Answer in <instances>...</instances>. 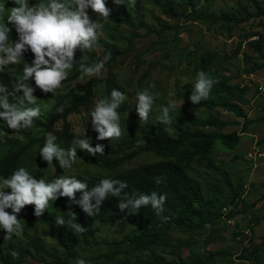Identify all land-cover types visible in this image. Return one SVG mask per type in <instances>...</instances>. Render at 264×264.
I'll list each match as a JSON object with an SVG mask.
<instances>
[{
    "label": "rangeland",
    "instance_id": "374dc122",
    "mask_svg": "<svg viewBox=\"0 0 264 264\" xmlns=\"http://www.w3.org/2000/svg\"><path fill=\"white\" fill-rule=\"evenodd\" d=\"M173 1L178 5L177 10H175L178 13H174L176 17L180 16V18L177 17V19L170 20L166 16L159 17V11L161 10L155 5L153 0H144L143 15L147 25L160 30L163 25L170 23L175 29L167 31L162 36L158 34L146 35L147 29H142L139 33L143 37L136 38L131 48L129 47L128 38L131 37L133 30L129 26L102 23L103 31L102 35L98 37V44L112 45L117 43L122 49L126 50V53L121 55L118 61L114 62V72L117 74L119 82L126 87L125 94L127 99L119 108L122 136L118 140L109 141L106 139L98 141L96 139L98 134L94 131L91 137L93 146L97 143H102L106 145L105 151H110L113 156H119V154L121 155V153L130 150L124 145L123 139H135L139 135L136 127L143 122L140 121L135 106L138 91L148 89L156 96L147 121L151 127L163 125L168 130H173L172 126L161 124L157 119L161 114L162 106H167L169 102L175 103V107L170 109L172 121L184 122L186 113L190 111L206 115L209 110L190 108L185 105L181 87L187 82H195L197 73L201 70L205 71L201 63V57L204 53L219 51L224 56L225 53L229 54L238 48V41L233 44L226 42L227 34H231L235 30L237 36L248 39L255 33L253 28L249 29V26L244 27L243 25H236V23L233 26V30L230 31L227 29L228 23L223 20L225 13H234L231 10L235 9V7L232 8L231 2L240 3L237 9H241L244 14L243 17L246 18L250 13L249 7H255L249 0H196L197 5L195 8L197 9L185 7L186 4H184L183 0ZM38 2L39 0H29L30 5ZM127 2L130 9L129 15L135 24L138 25L135 3L133 0H127ZM105 3L111 11L114 13L118 12L114 0H105ZM0 6L5 7L6 17L7 12L14 6V3L13 0H0ZM181 6H183V9ZM191 10H195L200 14L206 13L207 20L190 21ZM255 10H257L256 7ZM87 11L89 16H99L90 7ZM187 13L189 14L186 16ZM3 22H5L4 18ZM9 27L12 26L9 25ZM258 27L264 28V22L256 23L255 28ZM14 31L15 29L12 28L11 32ZM115 35L120 37L118 41L113 39ZM221 35H224V37L221 38ZM253 51L251 44H248L245 52L248 53L249 57ZM101 53L102 49L97 46L87 53V57L98 58ZM82 55L83 53L79 49L76 50L75 59L79 60ZM254 58L253 56L249 59L245 58L244 66L236 63L232 66L235 76L238 78L235 81L252 89L248 93V96L252 97V104L245 106L246 114L251 118L260 117L264 114V61L257 62ZM240 62H242V59ZM17 66L19 65H10L9 69L15 70ZM76 66L70 70L69 75L76 72ZM212 68L210 72L217 70V59L214 61ZM150 69L148 77L141 83L142 76ZM108 73L107 68L104 67L99 78L105 80ZM251 73H254V76L250 75ZM94 78L97 77L81 75L71 80L69 84H62L61 89L54 95L52 93L45 94L39 89L36 90L34 95L37 102L42 106L47 105L45 113L36 121H46L58 96H63L66 103L70 104L71 96L76 94V92L85 91L90 81ZM170 92H175V95L170 96ZM100 99H110L106 82H102L98 86L94 105L90 111L85 110L81 115H73L71 117V122L76 132L80 134L88 132V128L92 126L91 112ZM214 112H219L223 117L233 118L230 113L223 109H218ZM239 120L243 121L244 119L240 118ZM2 126L3 124L0 122V134L2 136L17 139L21 143L41 137L43 133L42 130L34 126L17 132L9 128V131L5 132ZM229 130L241 131V126H229L226 131ZM242 136L243 139L239 149L233 152H228L220 140L216 142L217 144H215L210 158L218 165V168H210L206 166L205 162H197L187 170L200 183L205 198L215 195L221 198L225 212L231 207L230 198L232 192L230 185L236 187L240 184L242 186L240 195L243 200L247 202L256 201V206L250 208L247 214L237 215L232 221H228V219L223 217L213 226L194 229L190 232L176 227H159L157 231H162L163 233L161 232L162 234L147 238L146 249H136L134 245L129 244H115L116 241L122 240L127 233L134 229L133 224L127 221L114 223L99 221L95 223V226L98 227L95 239L102 244L98 245L94 243V240H90L89 244L86 243L79 233L74 232L70 228L71 234L78 239V245L72 250L73 256L68 255L58 245L57 240L47 234L48 229L46 226L38 223L34 217L18 218L23 225L21 235L13 234L11 239H4L5 230L0 228V264H76L80 258L84 259L86 264L105 263L108 260L118 262L122 259L135 262L152 259L154 254L161 255L166 259L167 262L161 264H175L179 262V255L183 257L184 264H203L205 261H208V264H256L253 260L240 257L248 254L249 249L253 246H259L264 236V119L249 126L242 133ZM59 146L67 149L60 144ZM41 147V143L35 144L25 154L21 163V167H24L32 175L38 172V154ZM7 150L8 147L0 140V161L3 155L7 153ZM236 154L239 155V158L232 159ZM158 159L159 157L153 152H143L134 159L127 161L121 167L110 170L104 168L99 162L89 160L86 152L77 149L75 164L71 169L63 170V176H75L77 179L86 180L89 185L94 179H110L118 172H124L141 163L153 162ZM57 163L58 161L55 158L53 159V164L48 165L45 161L46 182L52 181L57 171ZM0 180L2 179L0 178ZM6 191L10 192V189ZM70 204L71 202L62 201L59 197L54 202H49L47 211L62 214V208ZM6 211L11 212V209H6ZM253 212L259 215L258 224H254L251 221ZM73 213L76 215V220H73V222L79 224L92 218L84 212L81 214L72 210H68L66 215L68 218H72ZM36 240L49 251V256L33 247L32 242ZM15 246L30 249L34 256L23 261L20 260L18 256L12 255L15 252L13 248ZM114 250H121L123 254L110 257L100 256ZM210 251H220L222 254H217L208 260L207 255ZM256 256L264 261V249L258 250ZM57 257L60 259V263L54 262Z\"/></svg>",
    "mask_w": 264,
    "mask_h": 264
},
{
    "label": "trees",
    "instance_id": "16d2710c",
    "mask_svg": "<svg viewBox=\"0 0 264 264\" xmlns=\"http://www.w3.org/2000/svg\"><path fill=\"white\" fill-rule=\"evenodd\" d=\"M135 3V14L138 19V25L132 20L129 15L130 9L128 8L127 0H123V4L116 5L118 9L117 13L110 12L109 20L104 22L100 16H89L90 19L96 20L101 23H116L125 24L129 26L133 33L128 38L129 47L131 48L133 42L138 37H143L139 31L147 29L146 35L158 34L162 36L169 30H174L175 27L166 23L160 30L155 27H151L146 24L145 17L143 15L144 0H133ZM155 5L160 8L159 17L167 16L169 19L174 20L178 5L173 0H153ZM185 7L195 8L197 5L196 0H183ZM252 5L257 8V12H250L248 16L241 20L233 12H227L223 16V20L228 23V30L232 31L233 26L236 23L240 24L244 21H250L252 19L264 20V0H249ZM180 5V4H179ZM197 9V8H195ZM190 21L199 22L207 20L206 13H198L195 10L190 11ZM178 13V12H176ZM189 13L186 14V16ZM3 22V18H0V23ZM256 34V33H255ZM254 35V34H253ZM16 32L9 33V39L16 40ZM119 36H113L115 41L119 40ZM97 46L102 49V53L95 57H87L85 61L88 65L103 60L105 55L111 53V57L105 64V68L108 70V76L105 80L100 78H94L90 81L89 86L83 92H76L71 96L70 104L66 103L63 96L56 98L55 104L49 113L45 122L35 121L34 127L43 131L41 137L32 139L26 143H21L17 139L4 137L0 134L1 142L8 147L7 153L3 155L0 161V178L3 179L11 175L16 169L21 167L22 160L25 154L35 145L41 143L42 146L45 142V136L47 133H52L57 136V143L61 146L68 148L71 145L74 136L83 137L85 134H80L74 130L71 122L73 115H81L85 110L90 111L94 105V100L97 95L98 86L102 82H106L107 91L110 94L115 88L123 93H126V87L119 82L117 74L114 72V62L119 60V57L126 53V50L122 49L120 45L114 43L112 45H100ZM264 36H261L260 41L251 42V46L254 52H258L259 56H262L260 49L263 48ZM243 42L240 43L238 48L232 53H225L224 56L219 51H208L201 57V63L204 67V72L211 78H214L218 82L213 85L209 98L202 101L200 104H193L189 97L194 90L195 82H187L182 88L183 99L185 105L195 109H206L209 112L206 115H201L198 112H187L184 118V122L172 121L171 125L173 130H168L166 126L159 125L158 127H151L147 122H143L136 127V131L139 132L138 137L135 139L125 138L123 139L124 145L130 150L119 154V156H113L110 151L104 150V155L91 156L86 152L87 158L99 162L104 168L115 170L127 161L134 159L143 152H153L159 159L153 162L141 163L130 170L116 173L110 179H119L125 181L128 187L122 190V195L127 192L129 195L133 193L151 194L152 191H156L158 194L166 195V202L164 204L163 212L159 215L149 205L147 207H141L135 214H131L129 210L125 209L121 211L118 207L120 198L111 197L103 202L99 213L93 216L91 219L83 221L81 224L87 230L83 233H79L86 243H90V240H94L96 245L102 244L95 239L98 227L95 223H114L120 221H127L134 225V229L127 233L122 240L116 241L115 244H129L134 245L136 249L147 248V238L154 237L162 234V231H157V228L167 226V228H179L180 230L190 232L194 229L206 228L217 224L223 217L231 220L240 214H247L248 210L256 206V201L247 202L243 200L240 195L242 186L239 184L236 187L231 186V207L227 212L224 211L222 200L219 196H210L205 198L201 189L200 183L188 173V168L197 162H205L207 167L218 168V165L211 160L212 150L217 144L218 140L228 152H233L239 149L243 136L242 133L252 124L264 119V114L260 117L251 118L246 114L245 106L252 104V100L247 96V91L250 89L247 85H241L239 82H234V76L226 72L223 68L224 63L229 61L232 57H237L241 53ZM78 50V49H77ZM247 52H245V58H251ZM34 59L33 54L28 51L22 58V63L17 66L15 70L7 69L4 73H0V83L11 86V81L18 78L22 74V65L24 63H30ZM217 59V70L210 72L214 66V61ZM248 63V62H247ZM76 72L69 75L68 79L63 84H69L71 80L80 77L82 74L79 64H77ZM151 69L148 70L143 76L141 83L148 77ZM35 86L34 80L30 82ZM38 90V88L36 89ZM35 90V91H36ZM63 106V112L58 113L56 109ZM218 109H223L230 113L233 118L223 117L219 112H214ZM2 110V109H0ZM235 117V118H234ZM243 118V121L239 119ZM3 124L2 128L5 132L9 131L6 122L0 120ZM239 125L241 131L229 130L226 128L229 126ZM93 128H88L87 136L92 137ZM239 158V155H234L232 159ZM38 172L33 176L37 179L46 178L45 161L38 154ZM63 176V169L60 168L57 163V171L53 176L55 178ZM161 180L162 183L157 184V180ZM101 180L94 179L92 183H89V189L97 185ZM230 184V181L228 180ZM80 193L76 194V199H79ZM62 201L71 202L70 205L62 208V214L51 213L45 210L42 216L36 217L34 215V205H26L18 215L19 219L32 216L38 223L46 226L48 229L47 234L51 235L58 242V245L67 252L68 255L73 256L72 250L78 245L77 237L73 236L70 232V228L67 225L59 226L55 222V217L63 216L65 220L69 218L66 215L68 210L74 212L83 213L82 209L70 201L67 197H60ZM251 221L255 224L259 223V215L253 212ZM162 232V233H161ZM253 240V238H251ZM33 247L40 252L50 255L49 251L39 243V241L32 242ZM15 252L18 253L20 260H24L33 257L34 254L30 249H24L20 246L13 247ZM181 249V247H180ZM260 249H264V236L259 246H253L249 249V253L241 256L240 258L253 260L256 264H264L263 260H260L256 256V252ZM123 254L121 250L110 251L104 255V257H110L112 255ZM217 254H222L220 251H210L207 255V259L210 260ZM57 257L54 262H59ZM183 257L179 255V262L175 264H184ZM167 262L161 255L154 254L152 259L145 261L131 262L128 260H119L114 262L108 260L105 263L95 264H161ZM172 264V263H171ZM203 264H208L205 261Z\"/></svg>",
    "mask_w": 264,
    "mask_h": 264
},
{
    "label": "clouds",
    "instance_id": "9594fccd",
    "mask_svg": "<svg viewBox=\"0 0 264 264\" xmlns=\"http://www.w3.org/2000/svg\"><path fill=\"white\" fill-rule=\"evenodd\" d=\"M13 3L14 6L7 12L6 17L5 7L0 6V18L5 19V22L0 23V73H4L10 65H20L26 52L30 51L34 56L30 63L22 65V74L11 81V86L0 83V120L17 132L32 128L34 122L45 113L47 105L39 104L34 95L37 88L45 94L54 95L77 64L85 77L101 76L111 53L93 65L85 63L87 53L97 44L103 31V24L90 19L87 9L90 7L104 22L109 20L111 10L106 6L105 0H39L31 5L29 0H13ZM114 3L120 5L123 0H114ZM12 28L18 38L10 41L9 33ZM77 49L83 53L79 60L75 59ZM32 80L35 86L30 83ZM217 82L204 71H199L190 101L200 104L207 100ZM169 95L174 96L175 92H170ZM126 99L125 93L114 88L110 99H100L96 103L91 112V123L98 134V141L121 138L119 108ZM155 99L156 96L148 89L137 92L135 106L140 121H148ZM174 107V102L162 106L161 114L157 117L161 124L171 125L170 109ZM56 111L62 113L63 106ZM105 147L102 143L93 146L91 137L85 134L83 137L74 136L71 145L64 149L57 143V136L47 133L39 154L48 165L53 164L55 158L60 168L68 170L76 162L77 149L96 157L104 155ZM156 183L162 181L158 179ZM127 187V182L109 178L101 180L91 189L86 180L77 179L75 176H61L46 182L44 178L37 179L24 167H19L0 180V228L5 230L4 239H11L13 234H22L23 225L17 214L26 205H34V215L40 217L47 210L49 202H54L59 197L69 198L90 217L99 213L103 202L109 196L120 198L119 209H127L131 214L137 213L142 206L149 205L158 215L163 212L165 194L152 191L151 194L129 195L125 192L122 195V190ZM8 189L10 192L6 191ZM77 193H80L79 199H76ZM6 209H11V212ZM73 220H76L75 213L68 220L63 216L55 217L59 226L67 225L77 233L87 230ZM12 255L17 256L18 253L13 252ZM76 264H86V261L80 258Z\"/></svg>",
    "mask_w": 264,
    "mask_h": 264
},
{
    "label": "crops",
    "instance_id": "0c3cea01",
    "mask_svg": "<svg viewBox=\"0 0 264 264\" xmlns=\"http://www.w3.org/2000/svg\"><path fill=\"white\" fill-rule=\"evenodd\" d=\"M230 4H231V6H233L232 8L235 7V9H232L231 11H234V13L237 15V17L239 19L244 20L245 18L243 17V15H244L243 14V11L241 9H237L239 7V4L240 3L235 4L234 2H231ZM181 8L183 9V6H181ZM249 11L250 12H257V10H255V7H249ZM261 22H264V20L263 19H259V20L256 21V19H252L250 21H244V22L238 24L240 26L243 25L244 27L249 26L248 27L249 29L253 28V30H254V32L256 34L253 33L254 35L252 34V36H250L248 39L241 38V37L237 36V33L235 32V30H233L231 32V34H227L228 37H227L226 42H228L230 44H233L235 41H238L239 42L238 43L239 45H240V43L243 42V50L241 51V53L239 55H237V57H232L231 59H229V61H227L226 63H224V68H225L226 72L228 71V73L230 72V74L234 76V79H233L234 82H236L235 79H238V78L235 76V72H234L232 66L234 65V63H236V64H238L240 66H244L245 49L247 48V45L248 44H251V42H253V41H257V40L260 41L261 36H264V30H263L264 28L263 27L255 28V24L256 23L259 24ZM220 37L223 38L224 35H221ZM260 52L262 53L263 57L262 56H259V53L258 52H254L253 51V53L251 54L253 57H255L254 60H256L257 62L264 61L263 60L264 59V43H263V48L260 49ZM230 53H232V52H230ZM241 59H242V62H240ZM253 74L251 73L250 75H253ZM241 85L243 86L244 84H241ZM251 90L252 89L250 88L247 91V96H248V93L251 92ZM248 97L250 99L252 98L250 96H248Z\"/></svg>",
    "mask_w": 264,
    "mask_h": 264
},
{
    "label": "built area",
    "instance_id": "2783aa9c",
    "mask_svg": "<svg viewBox=\"0 0 264 264\" xmlns=\"http://www.w3.org/2000/svg\"><path fill=\"white\" fill-rule=\"evenodd\" d=\"M250 156H251V157H253V155H252V154H250ZM228 221H232V219H231V220H228Z\"/></svg>",
    "mask_w": 264,
    "mask_h": 264
}]
</instances>
